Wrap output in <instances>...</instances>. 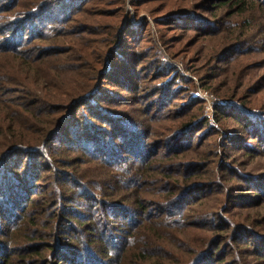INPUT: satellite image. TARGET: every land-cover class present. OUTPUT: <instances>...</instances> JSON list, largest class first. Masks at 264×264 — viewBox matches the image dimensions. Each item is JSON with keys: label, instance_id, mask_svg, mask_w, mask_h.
<instances>
[{"label": "trees", "instance_id": "1", "mask_svg": "<svg viewBox=\"0 0 264 264\" xmlns=\"http://www.w3.org/2000/svg\"><path fill=\"white\" fill-rule=\"evenodd\" d=\"M26 1L0 0V264H239L249 256L248 264H264V214L257 212L264 206V175L237 170L243 158H264V105L256 110L252 99L242 100L243 83L230 85L232 75H216L224 77L227 101L218 122L237 127L219 131L223 139L211 149L199 136L209 128L199 101L187 95V105L178 106L188 91L167 63L155 58L144 69L147 57L134 62L135 53L126 52L127 58L123 49L115 70L101 73L90 44L74 39L100 34L93 26L103 24L95 19L104 15L93 14V24L80 18L100 1ZM201 1L235 9L215 21L167 0L175 8L170 23L186 34L207 27L212 43L229 40L227 49L241 42L232 17L248 12L249 1L264 9V0ZM143 2L133 0V6ZM251 17L240 30L250 25V39H256ZM140 33V27L132 30L126 40H141ZM65 37L72 46L64 48ZM257 42L264 43V33ZM232 50L214 52V72L231 62ZM66 63L81 66L83 75L74 76L85 85L72 81L73 73L61 66ZM115 72L127 82L119 80L121 90L133 94L129 101L122 92L114 93L120 100L106 95ZM256 86L253 95L264 92V77ZM80 166L92 174L83 177ZM250 178L254 186L238 187ZM150 184L164 186L171 201L151 203ZM206 199L217 206L193 214ZM40 208L43 221L37 220ZM181 228L186 236L201 230L211 243L183 261L174 245L183 239Z\"/></svg>", "mask_w": 264, "mask_h": 264}, {"label": "rangeland", "instance_id": "2", "mask_svg": "<svg viewBox=\"0 0 264 264\" xmlns=\"http://www.w3.org/2000/svg\"><path fill=\"white\" fill-rule=\"evenodd\" d=\"M28 1L31 4L38 2V0H27L26 3ZM98 1L101 2H98L100 5L98 8L88 6L85 10L87 11L86 14L82 13L80 18H82L81 20L86 19L93 24L94 22L92 20L95 19L94 17H91L93 14L98 13L104 15L105 18L103 19H95V21H103V24L97 23L93 26V30H96L95 33L100 34H78L79 37L75 36L74 39L79 38V40H76L78 43H80L81 40L82 44H90L89 47L92 48L94 57L99 59L101 62V66L98 67L101 69V73H106L107 71L108 74H111V72L115 70L116 67H114V60L119 57L118 54H120L123 49L124 55L126 52L135 53L134 56L131 57L134 62L139 61V58L143 59L144 57H147L143 63L144 69H150L155 58L167 63L169 67L173 68L182 79V82H180L182 83V91H188L185 96L180 99L181 101H179V103L177 102L179 104L178 106L187 105V95H192L191 97L199 101L198 107L200 114L207 120L209 126V128L204 129L199 136H202V139L208 138V143H211V149L219 148L217 145L223 139L221 134L217 135L219 131L223 130L224 132H227V130L231 131L237 127L236 123L232 121L223 120L218 122L219 118L217 117V111L224 107L227 101L221 97L225 86H223L220 82L224 80V77L221 76L213 79L216 75L221 73L224 75H232L231 79L234 80V83L230 81L229 84L234 85V87L236 80L242 82L243 84L238 87H242L240 91L242 100L245 101L247 99H252L255 109H262L264 105V92L259 95H253L251 93L253 90H256L257 81L264 77V43L257 42V39L263 38L264 33V9H262V7L257 8L249 1L247 5V14L236 13V15L232 17V19L238 23V26L235 28V30H237L236 38H238L241 42L228 48H233L231 51L233 53L230 54L231 62L228 64H221V69L214 72V67L217 65L215 62L217 57L215 53L217 52L221 56L223 52L228 50L227 43L229 40H227L223 46L222 44L219 45L216 42L212 43V38L207 33L210 30L204 26H201L202 29L188 30L190 32H187V34L182 30H179L180 27L174 26L169 21L170 16L174 13L173 9H175H172V7H174L172 3L168 4L167 0H144L142 4H139V8H136L133 6V0ZM104 1H106L107 4L104 5ZM174 1L175 3L181 5L180 7H182L183 10L186 9V11L198 14H203V11L210 16L211 20L215 21L226 18V15L230 14L235 9H232L229 6H215L214 8H209L210 4H205L201 0H192V2L191 0ZM200 5H202L203 8H201ZM2 8L3 7L0 4V14L2 13ZM250 11L254 17H251V20L254 21V27L257 31L256 39H250V25L249 27H245L244 30H240L243 26H245V24H247L245 23L246 20L250 21ZM89 17H91V20ZM3 23V20L0 19V24ZM138 26L141 28V33L139 34L142 36L140 38L141 40L137 41L135 39H130V43H128L126 40V38H128V33L132 30L135 31L139 28ZM68 27H70V25ZM203 29L208 30L205 31ZM226 34L227 33H224L220 35V37L225 36ZM66 37L61 38V43L64 45V48L72 46V43L67 42V39L69 38ZM52 41L53 40H51L50 43H52ZM125 56L130 58L129 55ZM61 66L68 71V73H73L69 74L72 81H77L82 86L85 85L84 82L77 80L74 76V73L77 75H83L84 71L81 66L73 63L62 64ZM128 68L131 67L128 66ZM223 69L226 70L222 72ZM115 74L116 78H113L110 82L112 83L110 89H113L111 91L113 94L106 93V95L110 99L120 100V97H116L114 93L122 92L123 97H126L125 101H129L130 98L133 97V94L123 92L119 87V80H121V84L124 86L127 85V82L120 79V74H118V72H115ZM93 83L94 82H92V84ZM141 85L143 87H151L150 83H144ZM139 101L141 106H143L144 103L146 104V101H143L141 98H139ZM111 108L118 107L113 106ZM120 108L128 111L131 109L129 106H120ZM143 120L144 119L142 118L138 122L142 123ZM174 120H177V118H174L173 121ZM171 123V121L162 122L163 125ZM199 136L196 139L197 142ZM237 145L240 144L237 143ZM255 145L259 147V144ZM163 153L164 151L161 152V154ZM256 154L259 153L256 152ZM243 164H245V166H237L239 174L264 175V158L254 156V158H250L248 161L243 158ZM58 168L62 169L61 164L58 165ZM76 169L79 170V174L83 177H87L92 174V172H88V169H86L85 166H80ZM247 184L254 186L256 183L250 178L249 182H243L240 184L243 186L239 185L238 187L246 188ZM146 191L148 193L147 196H150L148 198L155 200H150L151 203H165L171 201L167 199L168 196L167 192L164 190V186H154L150 184L146 188ZM125 205L127 207L129 206L127 204ZM213 205L217 206L214 199L199 201L193 210V214H197L202 210L205 212L207 206L209 208H213ZM130 209L132 208L130 207ZM150 211H153V209ZM255 211L256 210L251 211L250 216L255 213ZM208 212L211 213V210H208ZM257 212L263 215L264 206L258 208ZM255 217L259 219L257 216ZM45 218L46 214L44 213V209H42L41 213L37 215V220L43 221ZM261 225L264 227V220H262ZM181 229L183 230L181 231V233H183V239L181 240V243L176 242L174 245L178 247V252L182 256L183 261L188 258V255L191 258L192 253H197L203 249L204 245L211 243V241L208 240V237L202 234L203 232H201V230H192L190 234L186 236L184 234L185 230L183 228ZM180 249L181 251H179ZM15 257L18 258V255H15ZM250 260L251 258L249 256L247 261H242L239 264H248L251 262Z\"/></svg>", "mask_w": 264, "mask_h": 264}]
</instances>
